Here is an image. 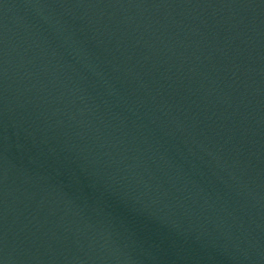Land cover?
Wrapping results in <instances>:
<instances>
[{"label": "water", "instance_id": "95a60500", "mask_svg": "<svg viewBox=\"0 0 264 264\" xmlns=\"http://www.w3.org/2000/svg\"><path fill=\"white\" fill-rule=\"evenodd\" d=\"M0 264H264V0H0Z\"/></svg>", "mask_w": 264, "mask_h": 264}]
</instances>
